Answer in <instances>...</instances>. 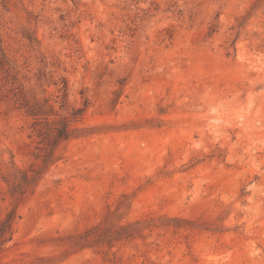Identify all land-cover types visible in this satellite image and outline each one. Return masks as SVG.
<instances>
[{
    "label": "rangeland",
    "instance_id": "1",
    "mask_svg": "<svg viewBox=\"0 0 264 264\" xmlns=\"http://www.w3.org/2000/svg\"><path fill=\"white\" fill-rule=\"evenodd\" d=\"M0 41L37 96L64 76L63 112L87 101L0 264H264V0H0ZM8 88L0 173L40 162ZM138 219L157 226L92 243Z\"/></svg>",
    "mask_w": 264,
    "mask_h": 264
},
{
    "label": "trees",
    "instance_id": "2",
    "mask_svg": "<svg viewBox=\"0 0 264 264\" xmlns=\"http://www.w3.org/2000/svg\"><path fill=\"white\" fill-rule=\"evenodd\" d=\"M12 69L13 66L6 57L0 41V73H4L5 80L9 82L5 96H8L16 108L31 118L29 137L35 141L37 149L35 159L40 162H32L28 168L13 165L11 172L0 173V181L6 185V193L14 203L0 219V243L12 238L15 220L18 217L16 205L28 194L34 192L48 168L61 158L57 154L58 148L71 137L83 135L82 132L77 134V131L81 129L74 126V122L81 117L87 106L85 100L83 107H72L70 113L63 112L69 91L68 80L64 76L60 77L59 81L53 82L57 87L58 94L54 99H51L47 96L39 97L31 87H25L22 82L18 81ZM37 80L41 81V77H37ZM55 104H59V108H55ZM172 219L186 224L192 222L186 218ZM161 224L168 226L170 223L167 221ZM150 226H157L153 219H138L121 225L107 224L102 221L92 227V243L107 241L110 244L115 240L134 238L141 235L142 231Z\"/></svg>",
    "mask_w": 264,
    "mask_h": 264
}]
</instances>
